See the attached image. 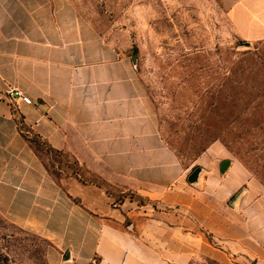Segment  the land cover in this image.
Wrapping results in <instances>:
<instances>
[{
	"label": "crops",
	"instance_id": "0c3cea01",
	"mask_svg": "<svg viewBox=\"0 0 264 264\" xmlns=\"http://www.w3.org/2000/svg\"><path fill=\"white\" fill-rule=\"evenodd\" d=\"M216 1L243 43L171 145L136 58L72 0H0V215L45 242V264H191L207 234L264 264V0ZM32 135L148 201L63 185Z\"/></svg>",
	"mask_w": 264,
	"mask_h": 264
},
{
	"label": "rangeland",
	"instance_id": "374dc122",
	"mask_svg": "<svg viewBox=\"0 0 264 264\" xmlns=\"http://www.w3.org/2000/svg\"><path fill=\"white\" fill-rule=\"evenodd\" d=\"M72 1L116 47L135 55L161 133L171 145L177 144L243 43L227 9L216 0ZM31 140L47 169L63 185L70 187L72 178L95 184L105 189L112 205L124 198L139 204L148 201L147 196L86 171L71 155L47 148L38 137L32 135ZM207 237L211 244L207 253L197 247L199 257L191 264H236L230 256L221 257L215 240ZM44 246L40 237L0 215L1 264H45Z\"/></svg>",
	"mask_w": 264,
	"mask_h": 264
},
{
	"label": "built area",
	"instance_id": "2783aa9c",
	"mask_svg": "<svg viewBox=\"0 0 264 264\" xmlns=\"http://www.w3.org/2000/svg\"><path fill=\"white\" fill-rule=\"evenodd\" d=\"M15 93L18 97L21 98L22 101L25 102H30V97L28 95H26L21 89H19L18 87H12L9 91L10 94Z\"/></svg>",
	"mask_w": 264,
	"mask_h": 264
},
{
	"label": "trees",
	"instance_id": "16d2710c",
	"mask_svg": "<svg viewBox=\"0 0 264 264\" xmlns=\"http://www.w3.org/2000/svg\"><path fill=\"white\" fill-rule=\"evenodd\" d=\"M34 136H36V137H38L39 138V136L38 135H34ZM30 140H31V137H30ZM41 141V140H40ZM31 142H32V140H31ZM42 142V141H41ZM45 146H46V144H45V142H42ZM47 147V146H46ZM47 148H49V149H51L50 147H47ZM51 150H55V149H51ZM55 151H57V152H61L62 153V151H59V150H55ZM75 162L76 163H78L79 164V162L75 159ZM83 167V166H82ZM84 168V167H83ZM85 169V168H84ZM86 170V169H85ZM93 174H95V173H93ZM96 176H98L97 174H95ZM99 177V176H98ZM1 264V263H0Z\"/></svg>",
	"mask_w": 264,
	"mask_h": 264
},
{
	"label": "water",
	"instance_id": "95a60500",
	"mask_svg": "<svg viewBox=\"0 0 264 264\" xmlns=\"http://www.w3.org/2000/svg\"><path fill=\"white\" fill-rule=\"evenodd\" d=\"M132 56H133L134 59L136 58L134 54H133ZM225 163H226V161L223 162V164H222V168H223V166L225 165Z\"/></svg>",
	"mask_w": 264,
	"mask_h": 264
}]
</instances>
